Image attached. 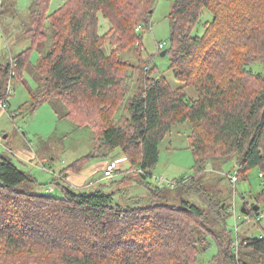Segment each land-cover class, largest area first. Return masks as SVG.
Segmentation results:
<instances>
[{
    "label": "trees",
    "instance_id": "1",
    "mask_svg": "<svg viewBox=\"0 0 264 264\" xmlns=\"http://www.w3.org/2000/svg\"><path fill=\"white\" fill-rule=\"evenodd\" d=\"M155 2L65 0L50 12L51 0H34L26 32L33 42L0 61V99L9 98L10 82L24 77L37 48V87L18 114L59 100L66 107L62 117L90 127L96 143L62 177L115 149L128 171L149 176L160 143L187 122L195 175L174 181V189L149 187L148 197H132L134 206L125 208L114 204V192H89L61 178V194L36 192L43 185L38 178L0 154V264H197L206 236L216 240V264H264V236L237 244L226 200L213 201L209 210L165 202L171 190L195 188L208 162L236 159L238 180L258 169L263 182L255 195L259 208L245 201L247 214L253 219L264 210V0L174 1L167 54L182 84L177 88L143 58ZM206 11L212 18L194 34ZM132 51L137 63L123 56Z\"/></svg>",
    "mask_w": 264,
    "mask_h": 264
},
{
    "label": "rangeland",
    "instance_id": "2",
    "mask_svg": "<svg viewBox=\"0 0 264 264\" xmlns=\"http://www.w3.org/2000/svg\"><path fill=\"white\" fill-rule=\"evenodd\" d=\"M65 0H51L50 12L57 9ZM175 0H156L154 12L149 29L143 32V58L150 61L145 65L156 67L157 75H164L174 88L181 86L174 77L170 68V56L162 55L168 49V41L171 34V21L169 15ZM34 0H0V61L6 63L12 57L17 56L28 49L33 40L26 34L30 27L31 13ZM212 18V14L206 11L194 34L201 35L204 32L205 21ZM49 21L45 22V28L49 29ZM159 43H165L159 48ZM127 60L137 63L135 52L123 55ZM39 59V51L36 48L31 54V63L28 65L24 77L13 79V90L8 98L7 110H0V154L10 155L22 169L38 178L42 186L36 185V192H45L59 195L57 179L67 181L72 175L62 177L60 172L74 163L76 160L88 156L96 143L93 140V132L90 127L79 128L70 118L62 117L66 111L61 101L45 103L35 111H28L26 115H19L24 103L30 99V90L37 87V75L32 69ZM256 70H263L259 64L251 66ZM137 73L131 82V91L136 86ZM191 95H195L193 88H188ZM18 114L16 117L14 115ZM190 122L176 124L171 132L160 143V159L152 174L146 178L138 172L123 170L128 162L117 164L111 178L104 175L105 168L94 171L96 165L101 162H113L123 153L119 149L111 152L105 159L92 157L84 170L79 173L87 177L83 185L86 191L92 192L103 188L108 193H115V205L121 207L134 206L132 197L146 198L149 196V187L174 189V181H187L195 175V161L192 151L188 148V136L191 133ZM7 135V137H5ZM29 149L34 155L33 160L25 161L17 155V149ZM121 167V168H120ZM236 159H218L208 162L203 173H200V181L197 186L188 191L171 190L167 193L168 204L180 206L183 201L209 210L211 203L218 200H226L230 205L231 215L227 219L228 229L232 231L235 242L240 243L248 238L264 236V210L262 214L253 219L242 212L244 202L256 205L255 195L263 187L262 178L258 169H253L247 179H239L232 182L231 176L237 175ZM71 172V171H70ZM92 173V175H91ZM67 177V178H66ZM164 177V183L159 178ZM56 180V182H54ZM102 180V181H101ZM93 182V183H92ZM212 219L214 216L211 217ZM208 241L199 245V260L197 264H216L215 255L218 246L213 236H206Z\"/></svg>",
    "mask_w": 264,
    "mask_h": 264
},
{
    "label": "crops",
    "instance_id": "3",
    "mask_svg": "<svg viewBox=\"0 0 264 264\" xmlns=\"http://www.w3.org/2000/svg\"><path fill=\"white\" fill-rule=\"evenodd\" d=\"M12 85H13V83H11ZM7 109H8V107H7ZM7 109H3L2 107H0V110H7ZM5 137H7V135L5 136ZM17 155H19L22 159H24L25 161H31V160H33V158H34V155L32 154V153H30V151H29V149H17ZM116 162H117V164L119 165V164H123V163H125L126 161H124V159L123 158H121V156L119 157V159L118 158H116V160H115ZM110 163V161L109 162H101V163H99L98 165H96V167H95V172L96 171H98L101 167H103V168H106V166L108 165ZM117 165V169H119V166ZM121 168V167H120ZM125 168H127V166L126 167H124V169L123 170H126ZM61 173V172H60ZM72 173L73 172H68V175L70 174V175H72ZM91 175H92V173H91ZM67 178V177H66ZM71 178L72 179H70V180H68V178H67V181L72 185V186H74V187H76V188H84L83 187V185H85L86 184V181H87V177L83 174V175H81V174H79V173H76L74 176H71ZM102 181V180H101ZM93 183V182H92ZM248 215V214H247ZM249 216V215H248Z\"/></svg>",
    "mask_w": 264,
    "mask_h": 264
},
{
    "label": "built area",
    "instance_id": "4",
    "mask_svg": "<svg viewBox=\"0 0 264 264\" xmlns=\"http://www.w3.org/2000/svg\"><path fill=\"white\" fill-rule=\"evenodd\" d=\"M140 31H142L141 25H139L137 28V32H140ZM164 44L165 43H159V48L162 49ZM11 83L12 82H10V84ZM11 85H10V88H9L7 94H10V92L12 91ZM7 99H8V97H3L2 99H0V107H2L3 109H7V107H8L7 106ZM116 169H117V162L116 161L110 162L105 168V172H104L105 177L111 178L114 175ZM231 180H232V182L236 183L238 181V175L231 176ZM159 181H160V183L163 184L165 181L164 177H160ZM172 184H175V183L173 182ZM247 218H249L248 215H247Z\"/></svg>",
    "mask_w": 264,
    "mask_h": 264
},
{
    "label": "water",
    "instance_id": "5",
    "mask_svg": "<svg viewBox=\"0 0 264 264\" xmlns=\"http://www.w3.org/2000/svg\"><path fill=\"white\" fill-rule=\"evenodd\" d=\"M166 54H167V49L164 50V51L162 52V55H163V56H165ZM143 177L146 178L147 176H146V175H143ZM253 208H254L255 210H258L259 205L256 204V205H254ZM242 212L245 213V214H247V210H246L245 207L242 208Z\"/></svg>",
    "mask_w": 264,
    "mask_h": 264
}]
</instances>
